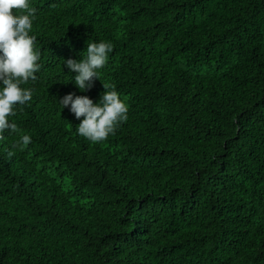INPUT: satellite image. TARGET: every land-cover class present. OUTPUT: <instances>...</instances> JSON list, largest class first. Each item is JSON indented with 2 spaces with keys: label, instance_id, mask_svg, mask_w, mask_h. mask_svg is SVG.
I'll use <instances>...</instances> for the list:
<instances>
[{
  "label": "trees",
  "instance_id": "1",
  "mask_svg": "<svg viewBox=\"0 0 264 264\" xmlns=\"http://www.w3.org/2000/svg\"><path fill=\"white\" fill-rule=\"evenodd\" d=\"M30 2L41 69L0 138V264H264V0ZM88 40L114 52L81 92L63 61ZM104 84L129 118L94 143L59 99Z\"/></svg>",
  "mask_w": 264,
  "mask_h": 264
},
{
  "label": "clouds",
  "instance_id": "2",
  "mask_svg": "<svg viewBox=\"0 0 264 264\" xmlns=\"http://www.w3.org/2000/svg\"><path fill=\"white\" fill-rule=\"evenodd\" d=\"M35 19L36 8L30 0H0V138L6 131L9 134L19 132L9 117H15L18 109L22 110L31 101V89L22 85L35 81L41 69L36 36L32 34ZM113 52L114 45L110 41L88 40L84 55L79 53L80 59L63 61L72 77L69 82H74L81 92L90 90L96 79L101 80L99 70L105 67ZM104 88L106 91L98 102L75 93L59 99L62 108L70 106L71 113L80 120L77 133L94 143L114 135L129 118L128 105L120 94L115 89L108 90L105 84ZM30 143L31 137L24 134L13 147H26Z\"/></svg>",
  "mask_w": 264,
  "mask_h": 264
}]
</instances>
